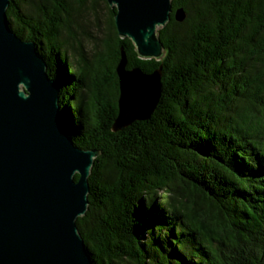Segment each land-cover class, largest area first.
<instances>
[{
  "label": "trees",
  "instance_id": "1",
  "mask_svg": "<svg viewBox=\"0 0 264 264\" xmlns=\"http://www.w3.org/2000/svg\"><path fill=\"white\" fill-rule=\"evenodd\" d=\"M172 3L187 16L158 29L161 60L119 36L106 0H11L7 17L47 61L75 145L100 151L77 219L94 264H264V0ZM122 49L129 67L162 65V93L114 131Z\"/></svg>",
  "mask_w": 264,
  "mask_h": 264
},
{
  "label": "water",
  "instance_id": "2",
  "mask_svg": "<svg viewBox=\"0 0 264 264\" xmlns=\"http://www.w3.org/2000/svg\"><path fill=\"white\" fill-rule=\"evenodd\" d=\"M11 0H0V264H94L77 219L89 207V177L100 151L75 145L63 123L60 87L35 41L9 25ZM120 37L140 58L161 60L158 29L183 7L172 0H106ZM162 65L151 73L116 67L118 114L113 130L151 117L162 93ZM76 174L79 177H76Z\"/></svg>",
  "mask_w": 264,
  "mask_h": 264
},
{
  "label": "rangeland",
  "instance_id": "3",
  "mask_svg": "<svg viewBox=\"0 0 264 264\" xmlns=\"http://www.w3.org/2000/svg\"><path fill=\"white\" fill-rule=\"evenodd\" d=\"M108 16H109V12L107 8L104 5H102L100 10V19H101L100 21L102 23L103 28L106 27ZM85 24H88L85 28L94 31L93 33L95 34V27L93 26V24L89 22L87 23L85 22ZM83 44L85 46L87 57L89 59H93L95 48H93L92 45L86 39L83 40ZM73 60L75 62H79V57H75Z\"/></svg>",
  "mask_w": 264,
  "mask_h": 264
},
{
  "label": "flooded vegetation",
  "instance_id": "4",
  "mask_svg": "<svg viewBox=\"0 0 264 264\" xmlns=\"http://www.w3.org/2000/svg\"><path fill=\"white\" fill-rule=\"evenodd\" d=\"M109 111L110 109L108 108V106H104L103 109L101 110L100 115H101V118L105 120V122H108V120H110Z\"/></svg>",
  "mask_w": 264,
  "mask_h": 264
}]
</instances>
